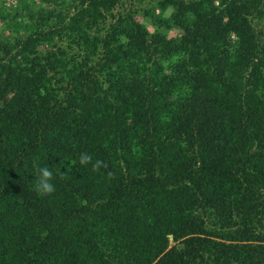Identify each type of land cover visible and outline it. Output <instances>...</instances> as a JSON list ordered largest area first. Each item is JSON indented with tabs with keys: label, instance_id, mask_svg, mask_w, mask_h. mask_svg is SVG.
<instances>
[{
	"label": "trees",
	"instance_id": "1",
	"mask_svg": "<svg viewBox=\"0 0 264 264\" xmlns=\"http://www.w3.org/2000/svg\"><path fill=\"white\" fill-rule=\"evenodd\" d=\"M0 264H264V0H0Z\"/></svg>",
	"mask_w": 264,
	"mask_h": 264
},
{
	"label": "clouds",
	"instance_id": "2",
	"mask_svg": "<svg viewBox=\"0 0 264 264\" xmlns=\"http://www.w3.org/2000/svg\"><path fill=\"white\" fill-rule=\"evenodd\" d=\"M79 163L82 166L91 165L93 171L104 166L102 161L93 160V156L88 153L80 154ZM35 190L41 196H50L56 191V186L53 183V172L48 166L37 168Z\"/></svg>",
	"mask_w": 264,
	"mask_h": 264
}]
</instances>
